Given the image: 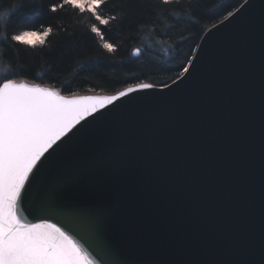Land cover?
<instances>
[{"label": "water", "instance_id": "water-1", "mask_svg": "<svg viewBox=\"0 0 264 264\" xmlns=\"http://www.w3.org/2000/svg\"><path fill=\"white\" fill-rule=\"evenodd\" d=\"M186 68L57 141L22 221L54 224L92 264H264V0L209 28Z\"/></svg>", "mask_w": 264, "mask_h": 264}, {"label": "trees", "instance_id": "trees-1", "mask_svg": "<svg viewBox=\"0 0 264 264\" xmlns=\"http://www.w3.org/2000/svg\"><path fill=\"white\" fill-rule=\"evenodd\" d=\"M244 1L173 0L153 15L159 0H108L104 15L118 17L108 28L99 26L105 40L117 46L109 53L90 33L87 13L47 12L57 0H0V83L7 78L53 87L66 97L107 96L141 83L165 87L184 72L203 34ZM49 26L52 33L35 49L3 41L16 30ZM137 48L141 54L132 57Z\"/></svg>", "mask_w": 264, "mask_h": 264}, {"label": "snow or ice", "instance_id": "snow-or-ice-1", "mask_svg": "<svg viewBox=\"0 0 264 264\" xmlns=\"http://www.w3.org/2000/svg\"><path fill=\"white\" fill-rule=\"evenodd\" d=\"M107 2L57 0L48 4L46 11L57 13L71 8L80 15L87 13L90 33L100 38V47L112 53L117 46L105 40L99 27L108 28L118 19L116 15H104ZM172 3L173 0H159L152 14H156V8ZM52 31L51 26L42 31L16 30L5 35L3 41L35 49L45 44ZM140 54L141 50L135 49L133 55ZM187 71L185 68L184 72ZM152 87L141 83L128 87L118 96L66 98L53 87L30 86L7 78L0 83V264H92L81 245L54 224L22 221L18 206L27 190L26 182L41 157L81 121L120 97Z\"/></svg>", "mask_w": 264, "mask_h": 264}, {"label": "rangeland", "instance_id": "rangeland-1", "mask_svg": "<svg viewBox=\"0 0 264 264\" xmlns=\"http://www.w3.org/2000/svg\"><path fill=\"white\" fill-rule=\"evenodd\" d=\"M15 83H21V82H15ZM31 86V85H30Z\"/></svg>", "mask_w": 264, "mask_h": 264}]
</instances>
